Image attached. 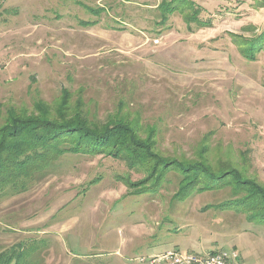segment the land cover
Here are the masks:
<instances>
[{
  "label": "rangeland",
  "instance_id": "374dc122",
  "mask_svg": "<svg viewBox=\"0 0 264 264\" xmlns=\"http://www.w3.org/2000/svg\"><path fill=\"white\" fill-rule=\"evenodd\" d=\"M163 1L0 0V123L9 110L87 112L136 126L167 165L264 183V49L240 52L264 33V0L160 11ZM172 166L152 176L102 154L59 158L29 190L1 192L0 264H145L165 250L232 248L238 264H264V225L219 204L231 189L179 197Z\"/></svg>",
  "mask_w": 264,
  "mask_h": 264
},
{
  "label": "trees",
  "instance_id": "16d2710c",
  "mask_svg": "<svg viewBox=\"0 0 264 264\" xmlns=\"http://www.w3.org/2000/svg\"><path fill=\"white\" fill-rule=\"evenodd\" d=\"M176 1L179 0H165L157 4V9L166 11ZM101 11H105V7L99 6L92 12ZM240 45L242 55L255 60L256 53L264 49V33ZM9 111L0 123V194L5 190L7 193L29 190L35 178L48 174L53 168L51 165L65 155L102 154L123 160L131 169L146 167L152 176L158 175L159 168H172V165L181 168L178 195L182 198L203 190L229 187V196L220 206L244 215L250 222L264 225V183L249 179L235 169L214 173L212 167L202 162H182L181 165L172 161L167 165L151 149V137L143 138L130 123H94L87 112L61 110L59 114V110L41 108L33 118Z\"/></svg>",
  "mask_w": 264,
  "mask_h": 264
},
{
  "label": "built area",
  "instance_id": "2783aa9c",
  "mask_svg": "<svg viewBox=\"0 0 264 264\" xmlns=\"http://www.w3.org/2000/svg\"><path fill=\"white\" fill-rule=\"evenodd\" d=\"M238 249H221L207 254L165 250L153 255L140 256L145 264H238Z\"/></svg>",
  "mask_w": 264,
  "mask_h": 264
}]
</instances>
